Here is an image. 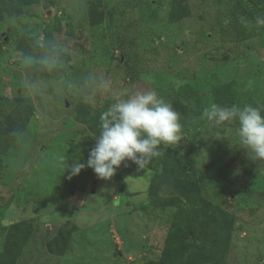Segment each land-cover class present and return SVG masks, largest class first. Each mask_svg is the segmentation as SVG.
I'll list each match as a JSON object with an SVG mask.
<instances>
[{"label":"rangeland","instance_id":"374dc122","mask_svg":"<svg viewBox=\"0 0 264 264\" xmlns=\"http://www.w3.org/2000/svg\"><path fill=\"white\" fill-rule=\"evenodd\" d=\"M90 1L38 0L0 22V93L30 98L36 107L2 157L0 225L39 228L20 264H143L160 257L175 209L148 205L150 170L125 161L109 180L87 166L71 173L75 160L86 165L96 143L76 121V104L98 108L137 90L190 106L181 139L169 146L195 156L204 196L237 217L228 264H264V160L243 150L235 121L217 127L204 115L214 86L229 82L237 106L264 115V26L255 25L264 0H187L191 16L179 23L169 21L174 0H94L106 14L99 27L88 20ZM45 44L53 51L48 62L32 55ZM62 54L68 64L59 65ZM68 223L79 230L67 254H48L43 240ZM4 238L0 231V251Z\"/></svg>","mask_w":264,"mask_h":264},{"label":"trees","instance_id":"16d2710c","mask_svg":"<svg viewBox=\"0 0 264 264\" xmlns=\"http://www.w3.org/2000/svg\"><path fill=\"white\" fill-rule=\"evenodd\" d=\"M37 2L38 0H0V22L14 18L24 8ZM87 11L92 27L105 23L106 14L99 1L91 0ZM190 16L187 0H174V6L169 12V21L179 23ZM58 31H61L60 25ZM32 55L48 62L53 57V51L45 44L33 50ZM58 62L59 65L68 64L70 60L62 54ZM29 67L32 65L24 68L28 78L34 74ZM212 95L215 104L237 105L232 82L214 86ZM168 102L179 113L180 120L191 115L190 106L181 99L174 98ZM110 106V103H107L95 108L80 100L75 107V119L86 126L97 139L101 114ZM35 110V104L30 98H8L0 93V177L4 170L2 157L6 155L8 148L24 135ZM160 151L158 158H153L143 166L152 172L147 190L148 205L175 209V212L160 257L143 264H228L237 230V217L204 196L205 177L198 168L194 155L182 154L177 149L163 144L160 145ZM3 215L0 212V217H4ZM70 223L59 226L52 238L46 237L43 240L48 254L60 258L67 254L73 236L79 230L75 224ZM0 231L5 233L3 249L0 251V264H20L24 251L34 241L39 228L31 222L21 221L8 227L0 225Z\"/></svg>","mask_w":264,"mask_h":264},{"label":"clouds","instance_id":"9594fccd","mask_svg":"<svg viewBox=\"0 0 264 264\" xmlns=\"http://www.w3.org/2000/svg\"><path fill=\"white\" fill-rule=\"evenodd\" d=\"M255 25L264 26V16H257ZM204 115L217 127L235 121L243 150L253 160H264V115L260 108L213 103ZM181 127L179 113L154 90H137L123 97L118 94L101 114L99 136L86 165L75 160L71 173L78 175L87 166L99 179L109 180L125 161L141 169L161 155L160 145H174L181 139Z\"/></svg>","mask_w":264,"mask_h":264}]
</instances>
